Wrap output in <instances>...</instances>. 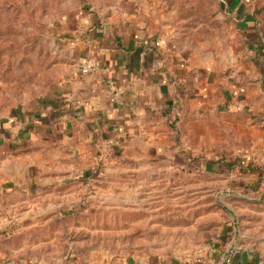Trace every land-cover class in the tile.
<instances>
[{
    "label": "rangeland",
    "instance_id": "374dc122",
    "mask_svg": "<svg viewBox=\"0 0 264 264\" xmlns=\"http://www.w3.org/2000/svg\"><path fill=\"white\" fill-rule=\"evenodd\" d=\"M94 15L126 17L164 40L182 62L197 66L194 78L207 73L210 81H223L236 73L233 54L243 51L244 41L223 0H0V120L51 98L74 66L70 41ZM232 121L226 130L211 121L205 142L186 137L196 143L192 151L116 153L101 174L73 185L77 193L57 214L17 217L13 247L33 256L139 253L168 261L194 255L215 239L264 242V173L237 176L205 163L240 158L264 167V153L249 145L246 121L239 119L240 129Z\"/></svg>",
    "mask_w": 264,
    "mask_h": 264
},
{
    "label": "crops",
    "instance_id": "0c3cea01",
    "mask_svg": "<svg viewBox=\"0 0 264 264\" xmlns=\"http://www.w3.org/2000/svg\"><path fill=\"white\" fill-rule=\"evenodd\" d=\"M223 2L244 41L243 51L233 54L236 73L223 81L197 72L195 79L197 66L126 17L94 15L79 24L69 44L74 66L51 98L0 120V264H190L189 258L224 264L227 254L229 264H264V242L215 239L194 255L168 261L139 253L117 259L33 256L13 247L17 217L57 214L77 193L73 185L101 174L116 153L192 151L196 143L186 137L205 142L211 121L226 130L231 118L239 129V119L246 121L249 145L264 153V0ZM93 56L98 67L83 74ZM214 90L222 95H209ZM73 152L77 158H64Z\"/></svg>",
    "mask_w": 264,
    "mask_h": 264
},
{
    "label": "trees",
    "instance_id": "16d2710c",
    "mask_svg": "<svg viewBox=\"0 0 264 264\" xmlns=\"http://www.w3.org/2000/svg\"><path fill=\"white\" fill-rule=\"evenodd\" d=\"M211 167V170L215 172L234 173L237 176H244L248 173L257 171L262 176L264 173V167L261 165H254L253 163H246L240 158H233L231 160H222L217 162H205Z\"/></svg>",
    "mask_w": 264,
    "mask_h": 264
},
{
    "label": "built area",
    "instance_id": "2783aa9c",
    "mask_svg": "<svg viewBox=\"0 0 264 264\" xmlns=\"http://www.w3.org/2000/svg\"><path fill=\"white\" fill-rule=\"evenodd\" d=\"M99 65V61L97 60L96 57H91L89 58L81 67V71L83 74H90L91 72H93ZM187 258V257H185ZM184 258V259H185ZM200 260H198L197 258H189L188 263L190 264H200ZM230 263V255L227 254V256L225 257V262L224 264H229Z\"/></svg>",
    "mask_w": 264,
    "mask_h": 264
}]
</instances>
